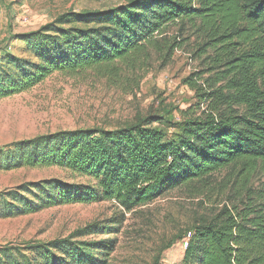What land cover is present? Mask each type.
Instances as JSON below:
<instances>
[{
    "label": "trees",
    "instance_id": "16d2710c",
    "mask_svg": "<svg viewBox=\"0 0 264 264\" xmlns=\"http://www.w3.org/2000/svg\"><path fill=\"white\" fill-rule=\"evenodd\" d=\"M171 29L176 33L168 36ZM191 37L209 73L207 91L197 84L199 74L184 80L198 108L181 110L171 133L162 116L151 115L112 130L60 131L0 150L3 170L57 167L88 180L50 179L0 192V219L99 202L130 213L185 190L210 206L188 230L182 264H264V0H125L60 14L17 36L24 57H0V99L53 74L93 72L119 84L153 57L165 67ZM201 104L208 111L197 115ZM117 230L101 227L97 234ZM75 238L0 247V264L107 263L113 241Z\"/></svg>",
    "mask_w": 264,
    "mask_h": 264
},
{
    "label": "rangeland",
    "instance_id": "374dc122",
    "mask_svg": "<svg viewBox=\"0 0 264 264\" xmlns=\"http://www.w3.org/2000/svg\"><path fill=\"white\" fill-rule=\"evenodd\" d=\"M124 1L0 0V57L6 53L24 57V45L17 36L39 29L60 14L106 10ZM175 33L171 29L168 36ZM187 37L185 34L183 39ZM195 48V38L191 37L165 67L153 57L149 66L128 73L132 78L125 75L119 84L93 72L76 78L53 74L29 91L1 98L0 150L8 152L9 145L60 131L112 130L151 115L162 116V128L171 133L172 125L181 121V110L198 108L195 92L184 80L199 74L198 86L208 90L204 84L209 77L207 64L204 57L196 55ZM199 107L197 115L208 111L206 104ZM50 179L88 183L57 167L0 168V192ZM260 182L255 178L253 187L258 188ZM209 206L206 200L189 197L185 190L170 191L130 213L112 202L58 205L0 219V247H24L69 237L89 243L111 240L113 248L106 264H182L188 230L199 215L209 212ZM107 226L118 232L97 234Z\"/></svg>",
    "mask_w": 264,
    "mask_h": 264
}]
</instances>
